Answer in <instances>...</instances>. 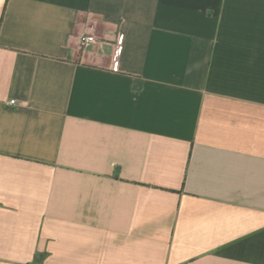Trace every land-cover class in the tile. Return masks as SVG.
Masks as SVG:
<instances>
[{"label":"crops","instance_id":"1","mask_svg":"<svg viewBox=\"0 0 264 264\" xmlns=\"http://www.w3.org/2000/svg\"><path fill=\"white\" fill-rule=\"evenodd\" d=\"M0 264H264V0H0Z\"/></svg>","mask_w":264,"mask_h":264},{"label":"built area","instance_id":"2","mask_svg":"<svg viewBox=\"0 0 264 264\" xmlns=\"http://www.w3.org/2000/svg\"><path fill=\"white\" fill-rule=\"evenodd\" d=\"M123 39H124V34H120L118 41H117V48H121L123 45ZM96 41V36L93 33H86V34H82L80 36V42H81V46L85 47L89 44H92ZM118 65V61H115L113 64V69L117 68ZM11 104H15L16 100H11L10 101Z\"/></svg>","mask_w":264,"mask_h":264}]
</instances>
